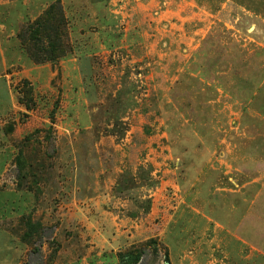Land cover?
I'll return each mask as SVG.
<instances>
[{"label":"rangeland","instance_id":"rangeland-1","mask_svg":"<svg viewBox=\"0 0 264 264\" xmlns=\"http://www.w3.org/2000/svg\"><path fill=\"white\" fill-rule=\"evenodd\" d=\"M0 229L16 264H264V0H0Z\"/></svg>","mask_w":264,"mask_h":264},{"label":"crops","instance_id":"crops-1","mask_svg":"<svg viewBox=\"0 0 264 264\" xmlns=\"http://www.w3.org/2000/svg\"><path fill=\"white\" fill-rule=\"evenodd\" d=\"M254 244L255 248L264 255V236L256 233ZM13 254H15V249L12 247L10 236L0 229V264H16Z\"/></svg>","mask_w":264,"mask_h":264},{"label":"built area","instance_id":"built-area-1","mask_svg":"<svg viewBox=\"0 0 264 264\" xmlns=\"http://www.w3.org/2000/svg\"><path fill=\"white\" fill-rule=\"evenodd\" d=\"M23 264H43V261L42 258L39 257L38 255H33Z\"/></svg>","mask_w":264,"mask_h":264},{"label":"trees","instance_id":"trees-1","mask_svg":"<svg viewBox=\"0 0 264 264\" xmlns=\"http://www.w3.org/2000/svg\"><path fill=\"white\" fill-rule=\"evenodd\" d=\"M138 259H139V258H135V259H131V258H129L130 262H138ZM167 260H168V258H167Z\"/></svg>","mask_w":264,"mask_h":264}]
</instances>
